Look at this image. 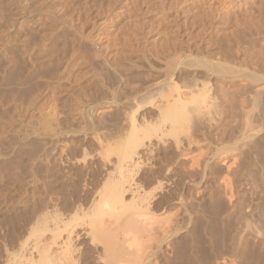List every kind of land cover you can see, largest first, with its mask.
<instances>
[{
	"label": "rangeland",
	"instance_id": "374dc122",
	"mask_svg": "<svg viewBox=\"0 0 264 264\" xmlns=\"http://www.w3.org/2000/svg\"><path fill=\"white\" fill-rule=\"evenodd\" d=\"M194 22H196V24ZM174 31L176 33H174ZM191 45H193V48ZM196 45L197 47H200L196 49ZM173 46L175 48H172ZM186 46H188V50L186 49ZM178 48L179 50L180 48L186 49L181 50L182 54L186 53L184 55L180 54L181 57L183 56V59L181 57L174 58L175 63L177 62V59L181 58L180 60L182 61L178 60L180 63L175 65L178 66L182 64V67H176L173 65V57L170 60V56L173 55L171 52L175 49L173 56L176 57L175 52ZM189 49L191 50V57H188L189 53L187 54V51H190ZM199 49V52L202 50L203 54H201L202 52L199 53L197 51ZM197 52L199 53L198 55L196 54ZM211 54L215 58L218 56L220 57H218L217 60L215 58L213 60ZM185 55L186 59L189 60L185 59ZM190 59L192 63H194L192 60H195L196 66L193 64V68H191L192 65L189 66ZM218 59L222 60L220 61ZM169 60L172 61L173 67H176H172V70L171 68L170 70L174 71L176 69L177 76H179L180 72V75L182 76V74H184L183 70L186 69V79L195 75V82L201 80L208 85L209 90L205 96L212 97V101L214 100V106L216 107H214L215 113L213 117L214 120L217 119L211 123V126L213 125V128L210 127L211 130L207 126L211 133H209L207 129V131L204 129V131L207 132V136L203 135L204 137L198 138L201 140H208V143H213V145L212 143L210 145L206 142L208 147L207 144H205L204 148L201 149L202 146L200 150L201 152L203 150L202 156H204L206 160H209V163L212 162L211 164L214 165L215 163H213V161L215 162V158L213 157L216 153L221 152L217 149H223V141L228 140L226 138H229V135L232 133L235 132L236 134L239 128L243 125V119L240 120V118L244 116L242 114L246 111L243 110L244 113H242L239 109L241 114L239 111H236L238 109L235 107L237 99L240 98L239 101L245 100L244 104H247L244 105L246 107L244 109H247V112L249 111V113L250 111H253V116L260 118L258 120L259 122L264 121V109H262L264 108V93L257 97L259 98L257 102H255L256 99H253L255 95L252 93L251 95L250 93L244 94L245 96H247V94L249 96H244L245 99L243 98L244 100H241L244 91H241L243 87L239 84L240 81L236 80L237 82L235 81L234 83V86L237 85L238 88H236L237 86H232L233 83L232 85L222 84L224 87L221 88V83L218 82L216 79L217 77L214 76L219 74V78L231 79V77H234V72H236L234 69H239L237 70L238 73L236 72L235 75L248 72L253 73L254 75L257 73V78H264V0H0L1 253L2 250L5 249L3 247L6 243V248H9L14 243L11 242L12 240H18L16 238H19V236L21 237L19 238L20 240L22 237L25 239L26 235V238L29 236L28 232H30L29 229L31 228L30 226L32 222H34V227L37 226H35V222H38L35 217H39L36 216V213H38L37 211L41 212L38 214H43L44 208H50L51 210L55 205L59 208L58 204L62 203L61 200H65L66 198L72 205L74 202L73 199L77 198L76 201L79 206H82L81 203H83L82 207H85L84 209H86L84 204L86 203V205H88L91 198L92 200L94 199L93 196L95 191H97L95 190V187L98 189L97 186L101 185L105 175L103 170H99V164H97L99 163V156H96L99 155L100 152L97 138L103 136L104 139L108 137L106 139L108 140L110 137L114 138L112 136L116 137L118 133L122 132V123L124 122L125 114L127 112L130 113L129 110L133 111L132 106L130 107L129 104H131L133 100H137L138 102L139 100L141 101L143 98L142 93L145 92V95L149 92L148 90L152 89V84H156L159 79L161 80L163 75L166 74V71L169 70V66L166 63ZM183 60H186L189 64L183 66L185 64ZM201 61H203L202 65H200ZM236 62H238L237 65ZM197 64L201 67L204 64V66L207 65L209 67H205L207 68V72H205L206 69L204 66L202 71ZM218 64L221 65L218 66ZM211 66L213 68L217 67V70L223 71L225 69V71H216V68L212 69ZM195 67L197 69H195ZM161 68L162 70L160 71L159 69ZM179 68H181L180 71ZM244 68H247V70ZM229 69H232V71L230 70L231 72L228 73ZM240 69H244L245 71H242L245 73ZM170 70L167 71V73H169ZM210 71L211 75L208 76ZM215 71L217 72L216 74ZM204 72L205 74L207 73L208 78ZM220 72L226 74L222 75ZM248 73H246V75ZM203 74L206 76H204L205 79L203 78ZM186 75H183L182 77L180 76L179 78L183 79ZM166 76H169V74L164 75L163 78ZM196 76L198 78H196ZM199 77H202L203 79ZM206 78L209 80L208 82L212 80L214 82V80H216L217 82L215 83L220 84L221 86L218 85L220 88L217 85H212L215 84L213 82L208 83ZM188 81H185L184 79L181 84L184 85L183 82H188L189 85L195 83L190 79ZM185 85L188 84L185 83ZM142 87L143 89L145 87L147 89H144L145 91H143ZM148 87H150V89ZM215 87L218 88L215 89ZM239 87L242 89H239ZM139 94H141V97ZM213 95H216L215 97L217 98L214 97L215 99H213ZM146 96L149 99L147 94ZM147 98H145L144 101H146ZM148 101H146V104H148ZM234 101L236 104H234ZM262 101L263 107L261 105ZM142 103L146 108L144 107L145 109H141L140 113H145L144 111H146V113L151 112V109H149L150 111L147 109L145 102ZM100 107H108L110 111L107 110L108 112L106 114H101L98 109ZM37 108L44 109L42 111L45 113L52 109L54 113H56L54 116L55 118L57 117L55 119L56 123L53 118L51 126L53 132L57 135L59 134L58 137H56L57 135L55 133L53 134L54 137H49L43 136L42 134L40 135L37 130H31L38 124L39 115L35 112ZM54 109H56V112ZM237 112L239 114H237ZM249 113H245V117L242 118L246 119L251 117L252 113L250 116ZM36 117L37 119H35ZM239 121H242V123ZM238 123H240L241 126ZM230 130H232L231 134H229L231 132ZM27 132L30 134H27ZM34 132H37L38 134H34ZM200 134L198 133V136L202 135ZM227 134L229 135L227 136ZM30 135L32 136L29 137ZM260 135H264V127ZM218 137L222 138V140ZM217 139L218 142L215 141ZM229 145L235 144L232 142ZM60 152L63 153V155ZM195 153L198 154L200 151L197 150ZM235 153L236 152H233V154ZM60 154L63 157L58 156ZM231 154L232 153L230 152V155ZM238 154L239 153H237V155ZM223 156H227V154ZM243 156L245 155H242L241 158L238 159V164L247 169L249 158L246 156L244 158ZM250 156L256 170L263 167L262 161L254 159V155ZM67 158L69 161H67ZM54 159H56V161ZM60 160L65 161L63 163V161L60 162ZM94 163L98 168L95 169V166L91 167ZM247 163L248 165H245ZM217 165L218 168L221 167L218 162L216 163V166L214 165L215 170L217 169L215 168ZM50 167H54V172L48 173L47 170ZM55 167L57 171L55 170ZM95 170H99L100 172L97 171V173L93 174L96 172ZM220 170L218 169L217 171ZM55 171L56 174H53ZM217 171H215L217 175L214 174V178H219V176H221L218 174L220 172L217 173ZM194 178H197V182L192 184V188L195 189L199 180L198 177ZM89 179H91V181ZM207 179L209 180L211 187L206 181L208 184L205 183V186L207 187L204 186L205 189L207 188L206 190L204 189L206 192V199L209 198L207 195L210 193L208 192H211L212 186L214 185L212 184L213 176H210V178ZM257 182L259 184V181ZM93 184L96 186H93ZM153 184L154 182L149 185L150 190L147 189V191H152L151 187H153L156 182L154 185ZM76 185L79 186L77 187ZM59 187L61 188V192H59ZM256 189L258 190L259 187L255 188V190ZM255 190H251V192L254 191L258 193V191ZM92 191L94 194H92ZM193 191L195 193V190L193 189L191 192L186 193L185 198L188 200L191 197L197 199L196 193L192 194ZM79 193L81 197L79 196ZM164 193L165 192H163V194ZM57 194L59 200L58 196H56ZM190 194H192V196ZM261 194H263L262 198H259ZM193 195H195V197ZM257 195L258 196H256L255 193V195L252 196L253 198L251 202L248 201V204L251 203L250 206L252 205V208H255L256 210H254L253 216L256 217V215H258L255 218L256 220H258L260 215L264 216L262 214L264 213V192ZM187 196L191 197L187 198ZM78 198H80V201H78ZM82 198L88 200L84 202ZM206 199L204 198V200ZM193 200L194 199L190 201L192 202ZM199 200L200 199H198V201ZM192 203L194 204L195 201ZM57 206L55 207L57 208ZM171 211L175 213L174 211L176 210L171 209ZM88 216L91 217L90 215ZM89 217L85 214L81 216V218L88 219V221L83 219L87 222V225L88 222H90ZM253 217L251 218L253 219ZM262 218L264 219V217ZM252 219L248 220V226L252 225L253 227H256L259 224V221L258 224H254ZM260 222L259 226L263 223L261 220ZM12 223H14V225ZM40 224L39 228L41 227ZM251 227L248 230H253V227ZM258 227L255 228V230L258 229ZM261 228L263 229V227H260V229ZM262 229L259 232H261ZM8 234L11 235L9 236ZM183 234L185 233H182V235ZM186 235L188 234L186 233ZM186 235H184V237ZM195 235L196 237L199 236L197 234ZM7 236L9 237L7 238ZM189 236H186V240L191 243L193 238L190 237L192 240L190 239L189 241ZM179 237L183 239L181 234L177 235L176 239ZM81 238L78 240L80 242H74V245H77V247L79 246L78 249H80V252H84H82L84 255H81V258H79L81 262H83L82 264H88L89 261L92 260L91 256L95 253V247H91V240H86L83 235ZM181 239L179 241L182 242ZM8 240L11 242L10 244ZM186 240L183 242H186L187 245H189ZM197 240L202 243V241H199L201 240L200 237H198ZM78 243L81 245H78ZM261 243V241L259 242L257 240L249 242L251 247L253 246V250L255 248V256L260 253L259 255L262 257V260L264 257V247L261 246ZM197 246L199 245L196 244L192 246L193 248H196L194 249L195 251L189 246L191 250H186L187 255L192 256L193 252H198L197 249L200 247ZM252 248L251 251L253 252ZM90 250H93L94 252L91 253ZM188 251L191 253L188 254ZM85 252L88 253L87 255L90 254L89 257L86 255L88 258L85 256ZM96 255L97 254L95 253L93 258H95ZM82 256L85 257L86 261ZM93 260L91 261L92 264L94 263ZM255 263H258V261Z\"/></svg>",
	"mask_w": 264,
	"mask_h": 264
},
{
	"label": "bare ground",
	"instance_id": "6f19581e",
	"mask_svg": "<svg viewBox=\"0 0 264 264\" xmlns=\"http://www.w3.org/2000/svg\"><path fill=\"white\" fill-rule=\"evenodd\" d=\"M194 23L196 24V22ZM175 31L174 33H176ZM182 46L180 47L183 48ZM192 46L193 45H191V47ZM187 47L188 46H186V49ZM198 47L196 45V49H198ZM172 48L175 47L173 46ZM181 48L180 50L179 48L178 50H176V52L178 51L177 54L175 52L176 57L173 56L174 55L173 52L175 51V49L174 50L172 49L173 52H171L173 55L170 56V60L173 57L172 59V61L174 60L173 65L176 67L182 65L181 64L177 66L175 64L180 63L178 60H180L181 58L183 59V56L181 57V55L186 54L184 53V51H183L184 54H182L181 51L186 49H181ZM197 51L199 52L200 49ZM190 52L191 50L187 51V54L189 53V56L187 55L188 57H191ZM198 52L196 53L197 55L201 53L202 50L201 52L199 53ZM201 54H203V52ZM177 57H181V58L177 59V62L175 63L174 58ZM212 57L214 60L215 57L212 56L211 54V58ZM217 58L215 59L217 60ZM185 59H186V55H185ZM186 60H183L185 63L183 66H187L186 64L189 63H190L189 66L192 65L191 68H193L194 65L196 66L195 60H192L194 61V63L191 62V59L189 63ZM169 61H167L166 63L169 66V70L170 68L172 70L173 67L172 61H170V63ZM203 61H201L202 63L200 62V65L203 64ZM238 62H236V65ZM198 64L197 66H200ZM220 65L218 64V66ZM203 66L202 67L200 66L201 70L203 69ZM206 66H204V68ZM211 68L212 69L216 68L215 69L216 71H221V72L225 71V69L223 71L217 70V67L213 68L211 66ZM180 69L181 68H179V71ZM195 69L197 68L195 67ZM205 69L206 71L205 70L204 71L207 72V68ZM244 69H240V70L242 71ZM159 70L161 71L162 68ZM171 70L169 73H167L166 71V74L167 75L169 74V76L163 78L164 75H166L164 74L163 77L161 76L163 79L161 78V80L159 79L158 81L157 78L158 82H156V84L154 83L155 85L150 84L152 89L148 90L149 92L146 93L149 96V99L147 98L146 94L144 95L145 92L142 93V91L140 90L141 93L144 95V96L142 95L143 98L141 99V101L143 100L142 102H145L146 104L147 103L146 101L149 100L146 106L148 110L151 109V112L146 113V111H144L145 113L143 112L140 113L141 109H143L145 106L140 100L139 102L137 100L136 101L133 100V102L129 104L130 107L132 106L133 111L129 110L130 113L127 112L128 114L125 112L126 116L124 118V122L122 123L123 126L121 125L123 129L121 130L122 132L120 131L121 133L117 134L118 137L112 136L114 138L110 137L111 139L109 138L108 140H106L108 138L107 137L108 135L106 134L107 136L105 137L107 138L104 139L103 136L101 137L104 140L101 138H97L98 139L97 142L100 149L99 155L96 156V157L99 156V163L97 164H99V170H103L105 175L101 185L98 183L100 185L97 186L98 189H96L95 187V190H97L95 191V194L92 191V194H94L93 196L94 199L92 200L91 198V201L88 202L89 204L87 203L88 205H86V203L84 204L86 206V209H84L85 207H82L83 203H81L82 206H79V204L76 201L77 198L73 199L74 201V202L72 201L73 205L69 203V201L66 198L65 200H61L62 203L58 204L59 208L57 205H55L57 206L58 209L55 206L53 207L54 203L52 202L53 208L50 206L52 208L51 210L50 208L48 209L45 206L47 209L45 208L43 209L44 213L42 210L43 214H38L41 212L37 211L38 212L36 213L37 215L35 214L36 216H39V217H35L38 220V222H35L36 223L35 226L36 225L37 226L34 227L33 226L34 222H32L30 226L31 228L29 229L30 232H28L29 234L27 233L29 236L26 238L27 236L26 235L25 239H23L24 237H22L23 240L19 239L21 238L20 236L19 238L15 236L17 237L16 239L18 240H16L15 238L14 239L16 241L10 240L11 242L14 243L10 247L8 246L9 248H6L7 243L5 242L6 244L3 247L5 249L2 250V253L0 252V258H1L0 264H82L83 262H81L79 258H81L80 257L81 255H84L83 254L84 252L83 251H82L83 253L80 252V249H78L79 246L77 247V245H74V242H80L78 240H80L82 235L86 240L87 239L88 241L91 240L90 242L91 247L92 246L95 247L94 251L97 255L95 256V258H93L95 253L93 256H91L92 260L95 259L93 260L94 261L93 264H258V263L264 264V260H263L264 257L261 260L262 257L259 255L260 253L256 255L257 256L256 257L254 252L255 248L253 250L252 248L253 246L251 247V245L249 244L250 241L257 240L259 242L261 241L262 242L261 246L264 247V231H263L264 219L262 218L264 216L260 215L259 216L260 219L258 217V220H256L255 218L258 216L256 214L258 213L255 214L256 217H253L255 208H252V205L250 206L251 203L248 204V201L251 202L253 198L252 196H254L255 193L256 196H258L257 194L264 192V135H260L264 127V125H262L264 124V121H262L263 123L259 122L258 120L260 118L256 116L258 118L257 119L255 116H253L254 113L253 111L252 112L250 111L249 113V111L247 112V109H244L246 108L244 105L247 104V103L244 104L245 101L244 99L245 97L249 96L248 94L247 96H245L244 94L246 93H250V95L251 93L254 94L256 98L253 96L254 97L253 99L254 100L256 99L255 102H257L259 99L257 97L261 96L264 93V78H257L256 72L255 75L253 73L246 72L250 74V75L248 74L246 75L244 71L247 70V68L244 71H242L245 74L241 73L237 75L235 74L236 72L238 73L237 70L239 69L237 70L234 69V71L236 72L233 71L234 77H231V79L219 78L220 75L216 74L217 73L216 71H215L216 75L213 74L214 76L217 77L216 79L218 82L221 83V85L222 84L232 85L233 83L232 86H234L236 80L240 81L239 84L244 89L243 90L241 87H239V89H242L241 91H244V93L241 92L243 94L241 100L244 101H239L240 98L237 99L235 97L237 99V104L235 102L236 100L234 101V104H236L235 106L236 109L238 108L236 111H239L241 114V111L242 113H244L243 112L244 110L246 111L245 113H249V116L252 113L251 117H249L247 114L249 118L246 119L242 118L245 117L246 114L245 113L242 114L244 116H242L240 120L243 119L242 120L243 125L241 126L240 124L242 123V121H239L240 123H238L240 124L241 127L236 124L237 126L240 127L239 130L235 129L238 130V132L236 131L238 134L237 133L235 134V132L232 133L233 129L230 130L231 132L229 134L232 133L231 135L227 134V136L229 135V138L225 137L228 140L223 141L224 142L222 143L223 149L221 148L217 149L223 152L222 153L213 152L216 153L215 156L213 157L215 158V162L213 161V163H215L214 165L216 166V163L219 162V166H221L220 168H218L217 165V167H215L217 169L215 170L214 165L211 164L212 162L209 163V160H206L205 157L202 156L203 150L202 152L200 150L202 146L203 147L201 149L204 148V145L208 143L207 142L208 140H201L200 138H198V137L207 136L206 131L210 127L213 128V125L211 126V123L217 119L216 118L214 120L213 117L215 113L214 107H216L214 106L215 105L213 102L214 100L212 101V97L210 98L208 96H205V94L209 90L208 85H206V83L202 82L201 80H200L201 82L199 80L195 82L196 80L194 77L195 75L191 76V78L193 77L194 79L189 78L195 83L193 84L191 83L192 85H189L188 83L189 79L188 78L186 79L187 75L185 74L186 69L183 70L184 74H182V76L183 75L186 76L183 79L182 78L181 79L182 81L185 79V81L188 82H183L184 85H182L181 84L182 81L179 78L181 76L180 75L181 72L179 76H177L176 74L177 72L175 71L176 69L175 70L173 69L174 71ZM230 70L232 71V69H229V71L227 70L228 73L231 72ZM221 72L220 74L222 75L226 74ZM204 74H203V78L205 75L207 76V73L205 75ZM210 75H211V71L210 73H208V76ZM196 78L198 77L196 76ZM206 81L208 82L209 80L207 79ZM217 81L214 80L213 82L212 80L210 82L215 83ZM185 83L188 85H185ZM212 85L221 86L220 84H216V83ZM218 87H215V89ZM222 87L224 86L222 85L221 88ZM148 88L150 89V87ZM236 88H238V86ZM144 89L147 88L145 87ZM144 89L143 91H145ZM139 95L141 97V94ZM215 96L213 95V99L217 98ZM145 98H147L146 101H144ZM261 105L263 107V101ZM103 107L102 108L100 107L101 109L98 108L101 114L104 113L106 114L108 111H110L108 107L106 108ZM42 110L44 109L37 108V110H35V112H37V115H39L38 124L36 127L33 128L34 130L33 129L31 130L32 131L37 130L40 135L42 134L43 136L52 137L55 132H53L52 130L51 122L53 118L54 120L57 118L54 117L56 113H54L52 109L48 111V112L51 111L50 113H48L47 111L45 113ZM54 110L56 112V109ZM237 114L239 113L237 112ZM35 119H37V117ZM54 122L56 123V120ZM213 124L216 125L217 122L216 124L215 123ZM204 129L207 130L204 131ZM210 130H208L209 133H211ZM28 132L27 134H30ZM200 132L202 135L200 134ZM36 133L34 132V134ZM198 133L201 136H198ZM58 135L56 137H58ZM31 136L32 135H30L29 137ZM219 139L222 140V138ZM215 141L218 142V139ZM232 142H234L235 145H229ZM211 143L208 144L211 145ZM197 150H199L201 154L200 153L196 154L195 151ZM230 152L232 153L231 155ZM233 152L236 153L233 154ZM224 153H226L227 156H223L226 155ZM237 153L239 154L237 155ZM61 154L63 155V153ZM61 154L58 156L63 157ZM242 155H245L246 157L249 158V162H248L249 165L248 163L245 164L248 165L247 169H245L246 167L244 168V166L242 167V165L240 166V164H238V159L241 158ZM250 155H254L253 156L254 159L257 160L259 159L260 161H262L263 167L259 168V170H256L253 166V161ZM245 156L243 157L245 158ZM56 159L54 160L56 161ZM62 161L60 160V162ZM67 161H69V159ZM93 166H95V163L91 167ZM53 168L50 167L47 170L48 173L54 172ZM96 168L98 167L95 166V169ZM218 169L221 170L217 171ZM55 170L57 171L56 167ZM214 170L217 171V173L220 172L218 173L219 175H221V176L218 175L219 178L218 177L214 178V176L217 175ZM56 171L53 174H56ZM97 171L92 173L95 174L97 173ZM210 176H213L214 181L212 179L213 183L212 182L211 183L214 185L212 186L211 192L207 191L210 194L207 193L208 194L207 196H209V198L207 197L208 199H206L205 190L207 188L205 189V187L207 186H205V183L207 181L209 186L211 187L209 180L207 179L210 178ZM194 177H198L199 180L197 183V187H195V189L192 188V184L197 182V178ZM89 180L91 181V179ZM257 181H259V184ZM152 182H154V184L156 182L155 185L153 184L154 189L153 187H151L152 191H147V189L150 188L149 185H151ZM94 184L93 186H96ZM254 186L259 187V189L255 190V188L257 187ZM61 188L59 187V192H61L60 191ZM192 189L195 190L197 199L191 197L192 194H195L193 191V193L190 194L191 196H187V198L191 197L188 200L185 198L186 197L185 195L186 193L191 192ZM251 190L258 191V193L254 191L251 192ZM163 192L165 193L163 194ZM262 195L263 194H261L259 198L260 197L262 198ZM56 196H58V194ZM193 196L195 197V195ZM204 198L206 200H204ZM78 199H79L78 201H80V198ZM192 199H194L193 201L197 203L193 204L192 203L193 201L192 202L190 201ZM198 199L200 200L198 201ZM58 200H59V196H58ZM83 200L84 202H86L88 199L86 200L83 199ZM171 209L176 210L174 211L175 213H173ZM81 213L82 215L85 214L87 217H89L88 215L91 216L89 217L90 222H88V225L87 222L84 221L86 218L85 219L81 218L82 216ZM262 214L264 215V213ZM251 217H253V219H255L256 221L253 220ZM35 218L33 219L37 221ZM249 219L250 220L252 219V221H254V224H258V221L260 224L261 223L260 220H261L263 222L262 223L263 225L261 224L259 226L258 224L257 226L255 225L256 227H253L252 225L248 226L249 223L247 222ZM86 220L88 221V219ZM40 222L42 225L40 224ZM12 224L14 225V223ZM39 224L41 226L40 228H39ZM251 226L253 227V230H255V228H257L258 226H259L258 229H260V227H263V229L261 228L262 229L261 232H259L261 229L260 230L256 229L255 230L256 232L253 230H248L250 229ZM182 233L185 234L182 235ZM186 233L188 235H186ZM179 234L183 236L182 238L184 240H186L187 238L186 236L191 235L189 236V241L191 239L190 237L193 238V241L189 243L188 240H186L189 245H187L186 242H183L184 241L183 239H181L180 237L179 238L188 248L189 246L191 248L193 245L196 244L199 245L197 246L200 247L197 249L198 252L197 251L193 252L192 256H188L186 250H191V249L186 248L183 245V243L179 241L180 240L179 238H178L179 240L176 239L177 235ZM195 234L199 235L198 237H200L201 239L199 241H202V243L204 242L203 243L204 246L202 243L198 242L197 240L198 237H196ZM184 235L186 236L184 237ZM9 236H7V238ZM11 242H9V244ZM79 244L80 243H78V245ZM251 248L253 252L251 251ZM194 249L196 248H193V250ZM94 251L92 250L91 253ZM189 253L191 252L188 251V254ZM87 254L88 253H86L85 256ZM89 255L87 256L89 257ZM83 259H85V257H83ZM91 261H89L88 264H92ZM256 261H258V263H255Z\"/></svg>",
	"mask_w": 264,
	"mask_h": 264
}]
</instances>
